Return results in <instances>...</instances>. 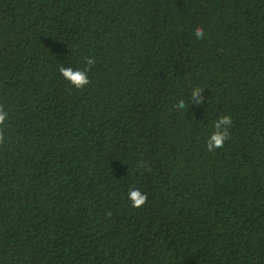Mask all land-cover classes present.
Segmentation results:
<instances>
[{
  "label": "trees",
  "instance_id": "trees-1",
  "mask_svg": "<svg viewBox=\"0 0 264 264\" xmlns=\"http://www.w3.org/2000/svg\"><path fill=\"white\" fill-rule=\"evenodd\" d=\"M0 264H264V0H0Z\"/></svg>",
  "mask_w": 264,
  "mask_h": 264
}]
</instances>
